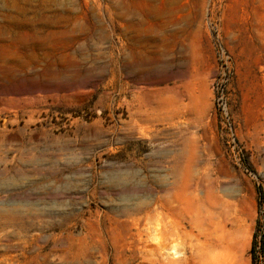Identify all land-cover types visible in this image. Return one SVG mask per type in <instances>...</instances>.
Returning a JSON list of instances; mask_svg holds the SVG:
<instances>
[{"label": "rangeland", "instance_id": "1", "mask_svg": "<svg viewBox=\"0 0 264 264\" xmlns=\"http://www.w3.org/2000/svg\"><path fill=\"white\" fill-rule=\"evenodd\" d=\"M263 244L264 0H0V264Z\"/></svg>", "mask_w": 264, "mask_h": 264}, {"label": "trees", "instance_id": "2", "mask_svg": "<svg viewBox=\"0 0 264 264\" xmlns=\"http://www.w3.org/2000/svg\"><path fill=\"white\" fill-rule=\"evenodd\" d=\"M255 246V243L253 244V247ZM263 252H264V244H263Z\"/></svg>", "mask_w": 264, "mask_h": 264}]
</instances>
